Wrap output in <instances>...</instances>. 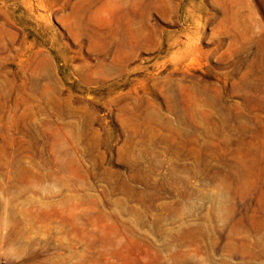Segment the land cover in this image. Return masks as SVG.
I'll return each mask as SVG.
<instances>
[{"label":"rangeland","instance_id":"374dc122","mask_svg":"<svg viewBox=\"0 0 264 264\" xmlns=\"http://www.w3.org/2000/svg\"><path fill=\"white\" fill-rule=\"evenodd\" d=\"M0 264H264V0H0Z\"/></svg>","mask_w":264,"mask_h":264}]
</instances>
